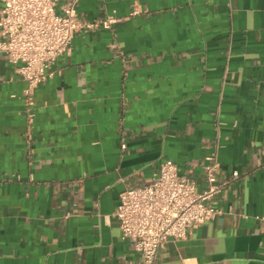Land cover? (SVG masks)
Listing matches in <instances>:
<instances>
[{
    "label": "crops",
    "instance_id": "1",
    "mask_svg": "<svg viewBox=\"0 0 264 264\" xmlns=\"http://www.w3.org/2000/svg\"><path fill=\"white\" fill-rule=\"evenodd\" d=\"M76 13L116 21L77 32L29 98L0 52V264H139L113 216L120 193L166 159L201 191L213 153L226 185L208 202L223 212L155 264H264V0H80Z\"/></svg>",
    "mask_w": 264,
    "mask_h": 264
},
{
    "label": "built area",
    "instance_id": "2",
    "mask_svg": "<svg viewBox=\"0 0 264 264\" xmlns=\"http://www.w3.org/2000/svg\"><path fill=\"white\" fill-rule=\"evenodd\" d=\"M79 1L0 0V52L17 67L26 82L24 94L28 98L35 87L51 77L55 59L69 53L77 32L109 28L116 21L112 15L81 21L76 13ZM137 13L132 10V14ZM206 159V186L201 191L196 190L194 180L180 176L176 164L166 159L148 183L128 185L120 193L113 216L118 220L120 238L129 241L139 254V264H155L158 250L166 241L183 239L193 225L223 212L208 201L224 189L226 182L216 176V155ZM232 176L237 177L238 171L234 170Z\"/></svg>",
    "mask_w": 264,
    "mask_h": 264
}]
</instances>
